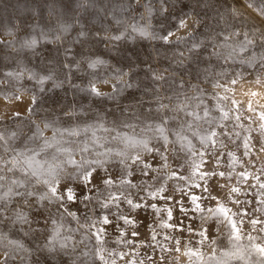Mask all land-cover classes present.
<instances>
[{
	"label": "clouds",
	"instance_id": "obj_1",
	"mask_svg": "<svg viewBox=\"0 0 264 264\" xmlns=\"http://www.w3.org/2000/svg\"><path fill=\"white\" fill-rule=\"evenodd\" d=\"M0 264H264V0H0Z\"/></svg>",
	"mask_w": 264,
	"mask_h": 264
}]
</instances>
